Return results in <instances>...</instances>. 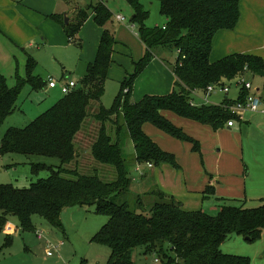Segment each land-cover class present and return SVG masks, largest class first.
I'll list each match as a JSON object with an SVG mask.
<instances>
[{
	"label": "trees",
	"instance_id": "trees-1",
	"mask_svg": "<svg viewBox=\"0 0 264 264\" xmlns=\"http://www.w3.org/2000/svg\"><path fill=\"white\" fill-rule=\"evenodd\" d=\"M107 1L90 0L83 8H77L75 18L68 25L60 15L50 16L63 27L70 43L78 41L77 36L90 16L103 32L96 58L88 64L77 88L26 127L9 128L1 140L0 155L44 156L58 159L61 165L57 169L32 165L34 174L47 170L50 176L29 188L0 184V232L11 217L18 220L22 231L33 232L34 216L62 230L64 209L94 206L95 213L109 217L92 239L110 248L106 264H135L132 252L139 247L144 248L145 255L154 254L161 264H250L247 257L223 253L221 246L233 234L243 235L250 239L249 242L259 240L264 232V204L250 209L223 206L217 216H210L185 209L175 197L160 190L152 192L158 202L147 214L138 213L136 207L130 208L128 202L118 203L131 191L134 180L123 152L124 130L134 145L135 170L138 164L178 168L175 155L163 151L146 134L145 124L151 123L170 136L191 143L193 150L200 152L199 142L170 122L164 116L166 112L218 130L237 119L228 110L234 101L228 100L219 106H192L193 94H204L211 85L237 81L247 72L263 78L264 99L263 58L236 54L211 61L215 36L221 31H233L241 19L239 0H149L159 2L160 13L167 21L164 26L153 28L146 25L149 11L144 0H125L133 10L131 23L137 26L146 53L139 62H134V72L120 82V92L113 106L109 109L100 106L92 114V104L100 102L106 92L119 44L115 27L110 26L114 23V15ZM158 48L178 52L173 66L174 90L168 95H147L133 102L134 84L156 57ZM37 67V61L28 55L25 78H20L15 88H10L6 77L0 73V129L16 111V99L23 85L28 84L33 90L44 89L47 85L35 76ZM246 94L243 91L238 101ZM90 118L101 124L92 146V156L97 162L115 169L116 178L112 182L104 181L98 174L84 175L78 168H66L79 159L75 138ZM204 193L214 195V187L207 186ZM139 202L141 200L137 205Z\"/></svg>",
	"mask_w": 264,
	"mask_h": 264
},
{
	"label": "rangeland",
	"instance_id": "rangeland-1",
	"mask_svg": "<svg viewBox=\"0 0 264 264\" xmlns=\"http://www.w3.org/2000/svg\"><path fill=\"white\" fill-rule=\"evenodd\" d=\"M21 2L22 0H18L16 3L21 4ZM64 2L69 4L68 13L65 15L70 21L75 18L77 13L74 7L83 8L87 1L64 0ZM143 3L149 11L146 25L151 28L162 27L166 19L160 13L159 2L152 3L144 0ZM49 4L53 8L52 11L57 14L61 13L64 8L62 0H50ZM108 6L114 16L121 15L126 19L124 23L116 24L117 28L121 27L123 39L125 41L130 39L139 41L137 26H132L131 23L133 10L128 3L125 0H109ZM60 16L65 22V16ZM39 29L50 34L53 33L46 23L39 25ZM88 33H91V30L87 28L86 34ZM24 41L25 39L22 38L21 44ZM39 42L40 39L31 38L24 44L29 54L38 63L34 73L35 76L40 77L46 83L49 79L57 82L75 81L79 83L87 68V63L83 58L85 49H81L82 42L77 41L73 44L68 41L69 43L66 42V45H59L58 42L51 41L38 51L36 47ZM28 44H32V47L28 48ZM22 47L18 48L0 35V73L6 77L10 88H15L18 80L25 78L26 75L27 58L21 50ZM124 53L126 54L125 51ZM154 55L164 58L168 68H173L178 58L177 51L170 50V48H158ZM123 60L127 66V74H132L135 70L134 65L127 58H123ZM136 62L139 61L136 60ZM114 67L118 68L119 65L116 63L112 68ZM115 74L118 75L119 72L117 71ZM246 78L253 79V87L262 91L263 78L253 76L250 73L246 74ZM142 83L138 84L137 94L131 95L133 102H139L147 96L141 93ZM237 84L238 81L236 80L226 83L225 87H230L229 94H224L218 90L216 93L211 94L207 101L216 106L224 103L226 98L237 101L240 98L241 91ZM47 89L48 85L39 90H33L28 84L21 87L16 99V111L0 129V145L9 128L26 127L64 97L60 87L55 90ZM119 92L118 79L108 77L106 92L100 102L92 104L91 113L96 112L100 106L107 109L111 108ZM171 114V119H167L188 136L197 140L201 151L195 152L191 143L183 142L159 130L153 124L147 123L145 124L146 134L163 151L174 154L179 167L166 166L163 170L162 167H155V169L149 170L145 165L140 166L141 172L139 173L135 170V164L132 161L134 145L124 130L122 134L123 152L134 180L131 191L120 198L118 203L128 202L130 208L136 207L138 213L147 214L152 206L158 202L157 197L152 192L160 190L175 197L176 201H180L185 209L202 211L210 216H217L223 206L257 208L260 205L259 202H255L250 198L247 202H245V199L226 200L218 194L206 195L202 192L207 185L206 173H211V170H213L212 168L216 165L214 161L219 155L217 152L221 150L218 136L221 140H224V138L213 128ZM100 125L93 118L86 121L81 133L74 142L79 159L66 165V168L72 170L78 168L80 173L84 175L98 174L104 181L112 182L116 178L115 169L97 162L92 156V146L96 141ZM34 164L53 167L54 169L61 165L58 159L44 156L0 155V184H12L17 188H29L31 184L50 176L47 170L41 171L38 175L34 174L32 172V165ZM140 200L141 202L137 205V201ZM10 220L9 223L14 227L13 230L4 229L0 232V264H106L111 254L110 248L106 245L92 242L95 234L109 221V217L95 213L94 206L64 209L61 214L62 230L52 227L40 216L33 217L35 227L33 232L22 231L16 218L11 217ZM41 231L45 233L47 240L53 245L64 244L59 253H55L53 257L47 256L46 245L41 243L36 236V233ZM221 250L226 254L247 257L250 264H264V232L261 238L254 242L247 241L243 235L233 234L222 244ZM132 257L135 264H161V262L156 261L157 257L154 254L145 255L142 247L134 249Z\"/></svg>",
	"mask_w": 264,
	"mask_h": 264
},
{
	"label": "crops",
	"instance_id": "crops-1",
	"mask_svg": "<svg viewBox=\"0 0 264 264\" xmlns=\"http://www.w3.org/2000/svg\"><path fill=\"white\" fill-rule=\"evenodd\" d=\"M17 1L0 0V35L4 36L18 48L25 46L24 44L31 38L40 39L36 47L38 51L42 49V46H47L51 41L58 42L59 45H66V42L69 40L63 27L52 20L50 16L63 15L66 17L65 14L68 13L69 4H66L62 0L64 8L61 13L57 14L52 11L53 8L49 4L50 0H22L21 4H17ZM82 1H87V5L90 0ZM239 2L241 19L233 31H221L215 36L211 54L212 62H217L236 54L259 56L264 60V0H239ZM107 3L109 4V0ZM74 8L77 11V8L80 7ZM42 23L48 24L53 33L50 34L45 30L39 29V25ZM117 23L121 22H118L114 16V23L110 26L112 28L115 27L116 40L119 43L116 46L117 54L114 58L120 69L112 68V66L109 77L118 79L120 84L128 73L123 58H127L134 65L136 60L139 61L145 55L146 48L140 39L139 41L133 39L125 41L123 39V32L120 29L121 27L117 28L116 26ZM87 28L91 30V33L86 34ZM102 32V29L95 24L93 18L90 16L77 36V40L84 45L81 43V49H85L83 58L85 59V63H87V67L96 58ZM22 38L25 41L21 44ZM28 45V48L32 47V44ZM26 48V46L22 47L21 50L27 58L31 54H29ZM155 58L137 78L132 94H137L140 82H143L141 93L144 95H168L174 90L176 77L173 73V68L166 66L163 61L164 58L160 56H156ZM117 71L119 72L118 75L115 74ZM248 80L253 83V79ZM257 90L260 91L263 99L262 91L260 89ZM193 99L199 105L205 104L202 100L195 97ZM234 100L229 99V101ZM226 101H228V98L224 100V103ZM208 105L212 104L208 102ZM261 110L264 111V105ZM170 114V112H166L164 116L171 119ZM215 131L224 140H221L218 136L221 150L217 152L219 155L214 161L216 165L212 168L213 170H211V173H206L207 185L205 189L209 185L213 186L215 195L218 194L222 199H245V202H247L250 198L255 202H259L260 205L264 204V112H247L240 118L235 119L232 127L225 124ZM166 166L170 165H161L159 167H162L163 170ZM155 167L153 165L149 170H153Z\"/></svg>",
	"mask_w": 264,
	"mask_h": 264
},
{
	"label": "built area",
	"instance_id": "built-area-1",
	"mask_svg": "<svg viewBox=\"0 0 264 264\" xmlns=\"http://www.w3.org/2000/svg\"><path fill=\"white\" fill-rule=\"evenodd\" d=\"M115 19L121 23H124L126 20L125 17H123L121 15L115 16ZM132 26H134V24ZM247 73H245L239 80H237L238 81L237 85L241 89V95H242L243 91H246L247 92L246 96L244 97V99L242 101L237 100L228 106V110L233 115V117L240 118L243 114H245L247 112H254V113L264 112L261 110V108L264 105V101L260 95V91L255 89L253 87V83H251L246 78ZM77 85H78V83H76L75 81L57 82V81L52 80V79H49V81H48V88L49 89H55V88L60 87V89L64 95L71 93L75 88H77ZM218 90L224 94H229L230 87H225V84H223V85H211L206 89L204 94H199L198 92H194L193 97H195L196 99L202 100L205 104H208L207 98L211 94L216 93V91H218ZM125 93H128L127 89L125 90ZM191 105L192 106H198L199 103L196 100L192 99ZM234 123H235V119H232L227 123V125L229 127H232L234 125ZM147 167L152 168L153 165L148 164ZM136 170L140 173L141 172L140 166H138L136 168ZM13 228L14 227L10 223L7 224V226L5 227V229L8 231H12ZM36 236L41 243H44L46 245L48 257H53L55 253H59V251L61 250V247L64 245L63 243L53 245L51 242H49L47 240L45 233L42 231L37 232Z\"/></svg>",
	"mask_w": 264,
	"mask_h": 264
},
{
	"label": "water",
	"instance_id": "water-1",
	"mask_svg": "<svg viewBox=\"0 0 264 264\" xmlns=\"http://www.w3.org/2000/svg\"><path fill=\"white\" fill-rule=\"evenodd\" d=\"M65 24L68 25L69 24V18L68 17H65ZM247 241H249L250 239L249 238H245Z\"/></svg>",
	"mask_w": 264,
	"mask_h": 264
}]
</instances>
